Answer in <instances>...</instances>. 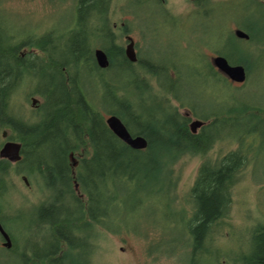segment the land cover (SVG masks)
Returning <instances> with one entry per match:
<instances>
[{
	"label": "trees",
	"instance_id": "obj_1",
	"mask_svg": "<svg viewBox=\"0 0 264 264\" xmlns=\"http://www.w3.org/2000/svg\"><path fill=\"white\" fill-rule=\"evenodd\" d=\"M93 2L81 0L77 9H72L74 27L59 35L52 29L23 35L9 31L10 15L0 5V132L3 137L7 131V140L19 142L22 154L17 163L0 158V195L12 186L11 172L36 179L49 191L48 201L37 205L43 223L33 224L49 231L52 245L40 253L24 251L23 264H89L95 244L92 233L109 231L108 221L114 220L112 214L120 200L116 188L132 183L139 175L157 182L171 158L206 155L224 138L237 146L200 164L189 192L191 213L187 209L180 212L189 216L184 243L189 264H264V219L249 230L248 247L239 254L216 242L219 235L224 237L221 222L230 215L233 189L243 169L264 150V101L246 102L234 92L235 99L224 102L223 109L205 113L195 102L178 95L176 86L160 80L170 77V69L153 57H148L150 63L156 62L143 68L140 61L110 54L111 60L119 63L100 68L94 47L100 45L108 53L113 35L106 30L103 41L99 28L92 33L91 18L109 29L108 10H89ZM254 5H264V0H207L189 16L196 17L193 28L183 29L180 21L175 26L176 35L194 44L189 46L192 51L198 49L203 54L206 50L245 66L247 79L233 88L237 91L252 83L251 64L263 67V50L254 61L250 51L238 44L255 41L264 45V15L256 13ZM128 7L137 15L143 10L132 2ZM249 8L253 9L250 17ZM232 12L240 15L235 25L250 35L248 40L234 35ZM159 13V18H169ZM207 59L210 77L227 88L234 85L214 67L209 55ZM145 68L149 71L144 73ZM108 72L115 76L107 78ZM148 72L158 77V86L148 83ZM90 87L97 89L94 94ZM31 96L40 97V101L27 118L25 103L32 104ZM107 115L121 118L132 135L146 137L147 148L135 150L123 142L107 125ZM194 118L205 122L196 133L190 129ZM2 145L0 142V149ZM52 192L57 196L52 197ZM170 207L169 201L164 208ZM118 214L115 218L121 220ZM6 226L10 229L7 222Z\"/></svg>",
	"mask_w": 264,
	"mask_h": 264
},
{
	"label": "rangeland",
	"instance_id": "obj_2",
	"mask_svg": "<svg viewBox=\"0 0 264 264\" xmlns=\"http://www.w3.org/2000/svg\"><path fill=\"white\" fill-rule=\"evenodd\" d=\"M0 5L10 15L9 31L20 35L49 29L59 35L75 23L73 0H0ZM117 6L118 8L112 10L111 20L128 19L132 22L135 37L143 44L147 42L149 35L140 32V29L142 30L140 27L146 28L142 25L150 27L156 23L160 19V13L146 7L137 15L134 13V8L128 7L127 1ZM179 6V8L176 7L178 13L176 16L181 19L180 26L183 29L186 26L193 28L196 23L195 16H192L188 24L185 22L190 15L187 12L191 6L186 3ZM252 8L247 9L250 13L249 17L253 12ZM255 10L256 13L264 15V5H254ZM229 17L234 23L231 25L234 32L237 28L235 23L241 17L234 12L229 14ZM142 18L145 19L142 21ZM158 33L160 36L151 38L150 42L154 48L153 58L167 65L168 70L170 69V77L163 76L160 80L170 87L176 86V93L188 101L195 102L200 111L206 113L213 109H223L224 102L235 99L234 92L246 102L264 101V57L263 67L257 64L250 65L249 70H252L253 75L252 83L248 84L247 89L237 91L233 88L242 86L241 84L231 83L234 85H229L230 88H227L221 81L209 76L207 56L209 55L212 60L213 54L210 52L208 54L206 50H203V54L198 49L192 51V47L189 48V46L194 44L185 42L180 36L164 41L162 36L164 32L160 29ZM238 44L248 52L250 51L254 61L263 54L262 50L264 52V45L260 46L255 41L252 43L242 41ZM142 57L145 59L146 56L142 53ZM141 68L142 66L139 67ZM145 70L149 71L146 68L142 69L144 73ZM105 76L112 78L115 73L108 72ZM145 76L148 83L158 86V77H154L149 72ZM89 90L94 94L97 89L90 87ZM33 98L40 101L38 96H31L30 101ZM37 104L39 103L33 107L31 102L25 103L24 113L27 118L28 113L35 109ZM239 128L241 129V126ZM0 142H5L1 132ZM236 146V142L233 143L229 138L221 139L206 155L183 154L177 158H171V164L164 168L162 177L157 182L153 178L139 175L131 181L132 183L121 184L119 188H116L120 200L117 201L116 206L112 204V207L115 206V212L112 214L114 220L108 221L110 232L98 228L102 231L95 235L92 233L95 243L91 247L92 258H94L92 264H189V254L186 253L188 246L184 244L188 240L189 216L186 218L180 212L187 209L191 213V206L188 203L189 192L200 164L206 159L215 160ZM11 174L9 180L12 186L5 194L0 195V208L16 237V249L9 252L0 248V264H23L24 251L29 254L33 250L40 253L51 245L49 231L39 227L40 221L41 223L43 221L37 212V205L42 201H48L49 191L41 180L39 184L36 179L30 178L26 183L23 175H16L14 172ZM53 193L55 192L50 195L56 197L57 194ZM169 201L171 207L164 208ZM118 211L121 220L115 218ZM11 216L16 219L11 221ZM263 219L264 150L251 160L250 165L245 166L240 181L233 189L230 215L221 222L224 237L219 235L216 238L217 246L222 248L226 246L233 250L231 252L233 254L243 252L248 247L249 230ZM123 229L126 230L123 231ZM151 248L155 251L151 252Z\"/></svg>",
	"mask_w": 264,
	"mask_h": 264
},
{
	"label": "flooded vegetation",
	"instance_id": "obj_3",
	"mask_svg": "<svg viewBox=\"0 0 264 264\" xmlns=\"http://www.w3.org/2000/svg\"><path fill=\"white\" fill-rule=\"evenodd\" d=\"M80 1L81 0H73L74 3V7L73 9H77V6L80 5ZM127 4L130 2H132L133 4L136 3L137 6L141 7L143 6L144 8H150L153 10H157L158 12H162V14L164 15H168L169 18H160L156 23H154L153 25H151L150 27H147L145 25H142L146 28L140 27L142 28V30L140 29V32L145 33L144 35H149V39H147V42H145L144 44L142 43L141 40H138L135 37V31L133 30V25H129L128 19L125 18H120V19H116V20H111L110 15L112 14V7L114 6L115 8H118L117 5L119 4H123V2H126ZM135 1V2H134ZM94 0L93 3L90 4V9H95L97 8L99 12H102L103 10L107 9V19L106 22L109 24L108 27L109 29L105 28L104 26H102V24H105L104 22H100L99 21L96 23L95 20L96 19H90V25L92 27V33H95L94 30L99 28V36L100 39L105 41L107 34H106V30L110 31L113 35V39H112V43L111 45H109L107 47L108 53L105 51V48H101L99 46H95L94 47V55L97 49H102L108 56L109 59V66L106 68H102V69H107L112 67V65H116L119 62L114 63L111 60V56L113 57H117V55L120 56H125L127 59V53H126V49L129 46V44H131L133 42V46H134V50L136 53V57L137 60L134 62H141L143 67H151V63H155L156 60L149 61L148 57H153L154 56V48L151 46L150 42L152 41L151 38L153 37H157L160 36L159 35V30L161 29L162 31H166L169 33H163V40H171L174 37L178 36L175 33L173 34L171 31H175V26H177L178 22H181V19L179 20V18H174V16H176L178 13L176 12V7H180V4H187L189 6H191V8L188 10L187 14L189 13L190 15H192L193 13H195V11H198L199 9H202L201 7L204 6L207 2V0ZM64 4V2H63ZM102 10V11H101ZM155 13V12H154ZM89 14V12H88ZM188 14V15H189ZM189 15V16H190ZM132 20V19H131ZM190 17L185 19V22L188 24V22L190 21ZM74 25V23H73ZM102 26V27H101ZM74 27V26H73ZM146 31H145V30ZM102 31V32H101ZM147 32V34H146ZM151 52V55H150ZM142 53L146 56L145 59H143L142 57ZM111 54V56H110ZM130 60V59H129ZM131 61V60H130ZM118 67H120V64L118 65ZM168 67V66H167ZM74 184V183H73ZM10 219V218H9ZM14 219H16V217L11 216V221ZM6 219L2 213V210L0 208V224L2 225V227L4 228V230L9 234L10 239H11V243L12 246L6 247L4 245L5 243V236L1 233L0 231V248L5 249L9 252H12L16 249V237L14 235V232L9 229L6 226ZM52 245V244H51ZM63 246V244L61 245ZM94 261V258H92V253H90V257H88V262L89 264H92V262Z\"/></svg>",
	"mask_w": 264,
	"mask_h": 264
},
{
	"label": "water",
	"instance_id": "obj_4",
	"mask_svg": "<svg viewBox=\"0 0 264 264\" xmlns=\"http://www.w3.org/2000/svg\"><path fill=\"white\" fill-rule=\"evenodd\" d=\"M234 35L243 40H248L250 35L241 28L234 29ZM126 53L128 58L135 62L137 60L136 53L134 50L133 42L129 44L126 49ZM95 57L97 64L100 68H106L109 66V59L107 54L102 49H97L95 52ZM212 64L214 67L221 72L224 76H226L231 82L233 83H244L247 79V70L244 65L242 64H232L229 60L223 55H215L212 57ZM37 103V99H32V106H35ZM106 123L109 128L113 131V133L119 137L123 142L128 144L132 149L135 150H144L148 146V140L146 137L142 135H132L128 130L125 123L119 118L117 115H109L106 118ZM205 124L204 121L200 119H193L190 122V129L193 133H196L203 125ZM8 133L7 131L3 132V138H7ZM0 158L7 159L11 163H17L22 159L21 154V144L16 141L6 140L1 149H0ZM26 183H28L27 177L24 176L23 178ZM77 186V184H76ZM78 187V186H77ZM0 231L5 236V243L6 247H11V239L9 234L4 230L2 225L0 224Z\"/></svg>",
	"mask_w": 264,
	"mask_h": 264
}]
</instances>
